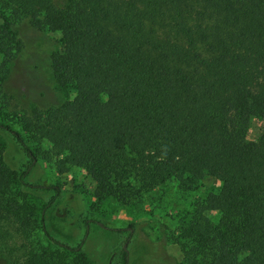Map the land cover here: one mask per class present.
I'll use <instances>...</instances> for the list:
<instances>
[{
	"label": "trees",
	"instance_id": "16d2710c",
	"mask_svg": "<svg viewBox=\"0 0 264 264\" xmlns=\"http://www.w3.org/2000/svg\"><path fill=\"white\" fill-rule=\"evenodd\" d=\"M23 20L56 26L51 77L73 93L45 101L32 75L25 136L0 124L30 167L42 158L61 175L83 169L99 203L213 178L219 187L171 236L180 264H264V0H0V93ZM248 118L261 122L256 140L243 137ZM27 172L6 165L0 141V254L8 264H84L77 249L32 245L45 228ZM120 256L126 264L125 248Z\"/></svg>",
	"mask_w": 264,
	"mask_h": 264
},
{
	"label": "rangeland",
	"instance_id": "374dc122",
	"mask_svg": "<svg viewBox=\"0 0 264 264\" xmlns=\"http://www.w3.org/2000/svg\"><path fill=\"white\" fill-rule=\"evenodd\" d=\"M1 23V21H0ZM21 48L13 50L0 93V124L8 125L25 136L20 117L28 111L32 100L28 97L29 77L41 81V90L50 102H61L73 96L71 90H59L51 77L49 57L60 46L56 26L47 22L42 30L30 28L28 20L17 25ZM37 57L36 68L29 72V63ZM37 82V81H36ZM261 122L246 120L243 137L256 140ZM4 146V161L14 171H28L24 181L28 200L42 211L44 231L38 230L31 238L40 250L65 245L77 249L84 264H123L121 250L126 249V264H180L181 254L171 236L178 219L191 211V204L203 199L209 191L219 187L213 178H203L197 186L183 190L172 180L153 191L133 199L122 194L117 199L99 203L94 197L95 184L83 169L72 168L67 174H58L53 161L38 158L30 162L12 137L0 130ZM47 149L48 144L44 143ZM55 189L59 194L55 195ZM208 216L217 221L218 212ZM45 232L47 234H45ZM79 247V248H78ZM0 264H8L0 254Z\"/></svg>",
	"mask_w": 264,
	"mask_h": 264
}]
</instances>
